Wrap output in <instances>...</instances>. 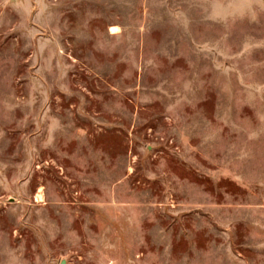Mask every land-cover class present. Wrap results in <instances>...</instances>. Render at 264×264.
Masks as SVG:
<instances>
[{"label":"rangeland","instance_id":"1","mask_svg":"<svg viewBox=\"0 0 264 264\" xmlns=\"http://www.w3.org/2000/svg\"><path fill=\"white\" fill-rule=\"evenodd\" d=\"M0 264H264V0H0Z\"/></svg>","mask_w":264,"mask_h":264},{"label":"bare ground","instance_id":"2","mask_svg":"<svg viewBox=\"0 0 264 264\" xmlns=\"http://www.w3.org/2000/svg\"><path fill=\"white\" fill-rule=\"evenodd\" d=\"M117 29H118V27H117L116 25L111 26V31H112V32L117 31Z\"/></svg>","mask_w":264,"mask_h":264}]
</instances>
